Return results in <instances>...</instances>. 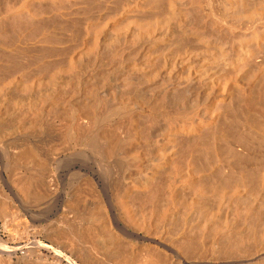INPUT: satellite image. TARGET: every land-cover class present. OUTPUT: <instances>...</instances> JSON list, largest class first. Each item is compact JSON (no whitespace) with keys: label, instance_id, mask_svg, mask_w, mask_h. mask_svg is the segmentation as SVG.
<instances>
[{"label":"bare ground","instance_id":"obj_1","mask_svg":"<svg viewBox=\"0 0 264 264\" xmlns=\"http://www.w3.org/2000/svg\"><path fill=\"white\" fill-rule=\"evenodd\" d=\"M0 264H264V0H0Z\"/></svg>","mask_w":264,"mask_h":264},{"label":"rangeland","instance_id":"obj_2","mask_svg":"<svg viewBox=\"0 0 264 264\" xmlns=\"http://www.w3.org/2000/svg\"><path fill=\"white\" fill-rule=\"evenodd\" d=\"M102 4H103V3H102ZM102 4H100V5H101L100 7L97 6L96 4H92L93 6L95 5V7L89 5L87 8H84L85 11H86V12L83 11L84 15H85L86 17L88 16V17L90 18V20H91V18H92V19H96L97 17H99V16H101V15H102L103 18H107V17H110L111 15H113L112 12L114 13L115 10H116V9L114 10V8H113L114 11L112 10L111 7H113V5H110V6H111V7H110V10H108V9L105 10V7H104L105 2H104V4H103V6H102ZM79 6L82 7V5H79ZM96 6H97V7H96ZM90 7H92L91 10L93 11L92 13H93L94 15L91 13V10H89ZM98 7H99V8H98ZM103 8H104V9H103ZM50 9H51V8H49L48 11H49ZM96 10H97V11H96ZM100 10H103V12L100 11ZM104 10H105V11H104ZM80 11H82V10L80 9ZM98 11H100V12H98ZM94 12H95V13H94ZM97 12H98V13H97ZM85 13H86V14H85ZM100 13H101V14H100ZM105 13H106V14H105ZM89 14H90V15H89ZM107 14H108V15H107ZM84 15L82 14V16H84ZM97 15H98V16H97ZM106 15H107V17H106ZM94 16H95V17H94ZM59 26H60V25H59ZM57 27H58V26H57ZM58 28H61V27H58ZM52 29H53V27H52ZM63 30H64V29H63ZM63 30L59 29V31H58V29H57V30L55 29V30H54V31H55L54 34L57 32V34H55V35H57L59 38L61 37L62 39H64V38L61 36L62 33L65 32V31H63ZM60 31H61V32H60ZM60 33H61V34H60ZM59 35H60V36H59ZM59 38H58V39H59ZM56 40H57V39H56ZM56 40H55V41H56ZM60 40H61V39H60ZM57 41H59V40H57ZM63 41H64V40H63ZM67 43H69V42H67ZM49 51H51V50H49ZM47 52H48V50L45 51V54H46V58H47V59H50V58H51V59H55V57L58 58V56H59V55H58V56H55L56 54H59V53H58L59 51H58L57 53H56V51H53V52L51 51V52H48V53H47ZM49 53H50L51 55H50ZM53 53H55V54H53ZM43 54H44V53H43ZM45 54H44V55H45ZM51 56H52V57H51ZM59 57H61V56H59ZM13 64H14V63H13ZM14 65H16V64H14ZM33 67H34V66H33ZM21 68H22V67H20V68L14 67L13 69H10V70H8L7 73H6V72H5V73H6L8 76H9V75L12 76V75H17V74L20 75V74H22L23 72L27 71L26 68H23V69H25V71L22 70ZM19 69H20V71H19ZM15 70H16V72H15ZM32 71H35L34 74H36V73L38 72V71H36V70H32ZM18 72H19V73H18ZM21 72H22V73H21ZM5 73H4V74L2 73L3 76L5 75L4 77H6V74H5ZM8 73H9V74H8ZM14 73H15V74H14ZM32 73H33V72H31V75H34V74H32ZM31 75H30V76H31ZM198 168H199V167H198Z\"/></svg>","mask_w":264,"mask_h":264}]
</instances>
